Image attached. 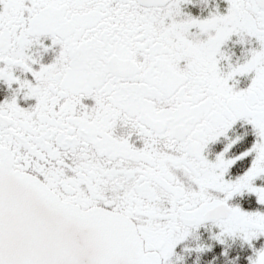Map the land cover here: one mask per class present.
Listing matches in <instances>:
<instances>
[{"label": "snow or ice", "instance_id": "snow-or-ice-1", "mask_svg": "<svg viewBox=\"0 0 264 264\" xmlns=\"http://www.w3.org/2000/svg\"><path fill=\"white\" fill-rule=\"evenodd\" d=\"M0 264H264V0H0Z\"/></svg>", "mask_w": 264, "mask_h": 264}]
</instances>
